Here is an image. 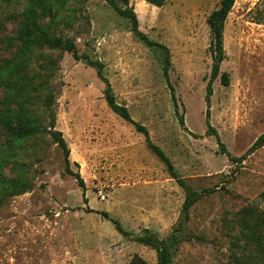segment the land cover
<instances>
[{"label": "rangeland", "instance_id": "obj_1", "mask_svg": "<svg viewBox=\"0 0 264 264\" xmlns=\"http://www.w3.org/2000/svg\"><path fill=\"white\" fill-rule=\"evenodd\" d=\"M219 1L119 0L138 34L106 0H68L70 21L55 30L76 55L43 45L19 56L28 0H0V110L23 101L41 128L2 169L12 177V165H22L30 187L0 189V264H131L136 256L159 264L162 246L168 264H236L232 254L264 263L244 256L251 251L236 220L242 207L264 210V144L250 150L264 132V23L254 18L260 0H234L211 77L206 17ZM99 64L115 101L174 173L109 108ZM186 194L195 195L187 209Z\"/></svg>", "mask_w": 264, "mask_h": 264}, {"label": "trees", "instance_id": "obj_2", "mask_svg": "<svg viewBox=\"0 0 264 264\" xmlns=\"http://www.w3.org/2000/svg\"><path fill=\"white\" fill-rule=\"evenodd\" d=\"M85 1V0H83ZM112 7L130 17L132 20V30L135 33L138 32L137 20L134 13L125 9H120L117 3L119 0H106ZM126 2L127 0H120ZM151 4L160 5L164 0H147ZM234 0H220L218 6L212 9L206 17V22L212 34V42L209 49L212 51L213 65L211 77H215L218 73V65L222 60V31L226 16L233 4ZM74 10V7L68 2V0H28L27 5L21 12V20L18 25L17 38L20 41L19 56L26 54L33 48L46 45L49 48L55 49L58 47L64 50L71 51L76 55V49L74 42L68 38L56 32L57 26L60 22L67 21L69 18V12ZM254 18L256 22L264 23V0H260L254 9ZM74 16L71 12L70 17ZM70 19V18H69ZM56 28V30H55ZM13 60V59H12ZM165 73V72H164ZM97 74L104 80L106 87L104 89V98L109 108L119 115L125 121L132 123L135 129L142 132L145 135V140L148 147L166 164L171 173L173 172V165L169 157L162 151V149L153 143L148 136V131L144 125L134 121L125 105L119 104L115 101L113 94L110 92V86L107 79L101 75L100 64L97 68ZM221 81L226 84L228 82L227 72H221ZM208 93L211 92L210 82L207 85ZM208 98V96H206ZM4 109L0 110V131L3 132V138L0 137V143L2 142L4 148L0 144V189L8 194H18L30 187V184H26L24 178L25 170L22 165L13 164L12 168L15 169V174L12 177H5L2 175L3 166L6 165L8 157L15 156V149L17 145L28 137L35 135L40 131L39 124L35 123L33 119L26 115V106L23 101L17 102L16 108L9 106V101H4ZM57 134L56 140L58 144L67 151V147L64 139L59 132H53ZM264 144V132L261 133L253 144L250 146V150ZM9 154L3 155L5 151ZM182 182V180H179ZM7 191V192H6ZM260 196L264 199V189L260 192ZM195 200V195L189 196L186 194L184 198V208L187 209ZM106 215L105 212H103ZM238 234L237 239L242 240L243 247L251 251V254L244 256H259L264 258V210L254 206L248 205L242 207L237 216ZM116 228L121 230L120 224L117 220L112 219ZM163 243V241H161ZM161 243V244H162ZM158 248V246H156ZM159 250V264H168L167 256L164 247L158 248ZM236 264H251L248 260H240L236 254H232ZM131 264H147L143 259L136 256L132 259ZM264 264V263H260Z\"/></svg>", "mask_w": 264, "mask_h": 264}, {"label": "built area", "instance_id": "obj_3", "mask_svg": "<svg viewBox=\"0 0 264 264\" xmlns=\"http://www.w3.org/2000/svg\"><path fill=\"white\" fill-rule=\"evenodd\" d=\"M101 197L103 198L104 196L102 195Z\"/></svg>", "mask_w": 264, "mask_h": 264}]
</instances>
